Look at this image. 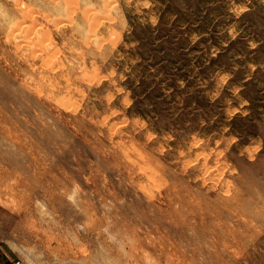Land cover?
Wrapping results in <instances>:
<instances>
[{"label": "rangeland", "instance_id": "1", "mask_svg": "<svg viewBox=\"0 0 264 264\" xmlns=\"http://www.w3.org/2000/svg\"><path fill=\"white\" fill-rule=\"evenodd\" d=\"M0 264H264V0H0Z\"/></svg>", "mask_w": 264, "mask_h": 264}]
</instances>
